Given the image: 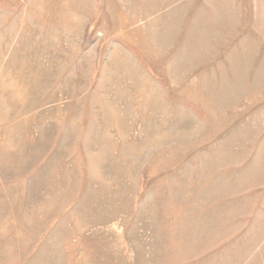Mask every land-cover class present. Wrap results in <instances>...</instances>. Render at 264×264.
Segmentation results:
<instances>
[{"label": "rangeland", "instance_id": "rangeland-1", "mask_svg": "<svg viewBox=\"0 0 264 264\" xmlns=\"http://www.w3.org/2000/svg\"><path fill=\"white\" fill-rule=\"evenodd\" d=\"M0 264H264V0H0Z\"/></svg>", "mask_w": 264, "mask_h": 264}]
</instances>
